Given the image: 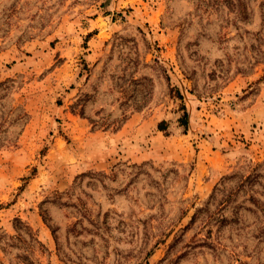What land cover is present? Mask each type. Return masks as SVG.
I'll return each mask as SVG.
<instances>
[{
    "label": "rangeland",
    "instance_id": "1",
    "mask_svg": "<svg viewBox=\"0 0 264 264\" xmlns=\"http://www.w3.org/2000/svg\"><path fill=\"white\" fill-rule=\"evenodd\" d=\"M0 264H264V0H0Z\"/></svg>",
    "mask_w": 264,
    "mask_h": 264
},
{
    "label": "trees",
    "instance_id": "2",
    "mask_svg": "<svg viewBox=\"0 0 264 264\" xmlns=\"http://www.w3.org/2000/svg\"><path fill=\"white\" fill-rule=\"evenodd\" d=\"M186 115H187V114H185V116H184V117H186Z\"/></svg>",
    "mask_w": 264,
    "mask_h": 264
}]
</instances>
